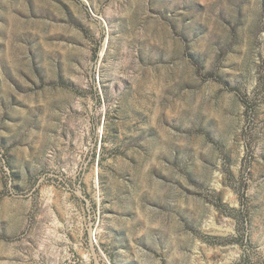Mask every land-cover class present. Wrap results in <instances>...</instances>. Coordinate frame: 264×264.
<instances>
[{
    "label": "rangeland",
    "instance_id": "rangeland-1",
    "mask_svg": "<svg viewBox=\"0 0 264 264\" xmlns=\"http://www.w3.org/2000/svg\"><path fill=\"white\" fill-rule=\"evenodd\" d=\"M0 264H264V0H0Z\"/></svg>",
    "mask_w": 264,
    "mask_h": 264
}]
</instances>
